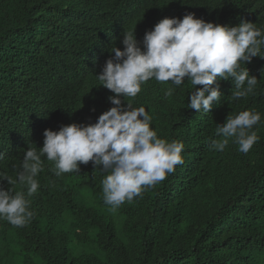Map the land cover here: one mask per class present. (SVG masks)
Here are the masks:
<instances>
[{"label": "trees", "instance_id": "16d2710c", "mask_svg": "<svg viewBox=\"0 0 264 264\" xmlns=\"http://www.w3.org/2000/svg\"><path fill=\"white\" fill-rule=\"evenodd\" d=\"M188 13L264 30V0H0V173L15 179L45 129L95 123L113 106L97 76L111 50H123L124 32L135 31L142 47L161 19ZM241 67L258 79L254 92L233 100V82L218 80L222 95L209 113L188 108L190 81L142 85L132 106L148 110L158 137L183 142L184 163L115 212L103 200L106 173L89 162L57 177L42 158L31 222L0 220V264H264V58ZM245 110L261 114L258 142L247 154L231 141L213 150L218 124Z\"/></svg>", "mask_w": 264, "mask_h": 264}, {"label": "clouds", "instance_id": "9594fccd", "mask_svg": "<svg viewBox=\"0 0 264 264\" xmlns=\"http://www.w3.org/2000/svg\"><path fill=\"white\" fill-rule=\"evenodd\" d=\"M122 44L123 50H111L114 56L106 60L97 76L101 86L113 93L108 98L113 106L95 123L62 125L58 131L45 129L43 147L39 152L36 148L26 149L15 179L0 173V181L19 183L27 189L13 192L0 187V220L14 227L31 222L34 212L30 198L40 187L37 176L44 170L42 158L51 162L50 171L57 177L78 173L80 165L89 162L106 173L103 200L113 212L125 202L131 204L135 198H142L145 190L166 180L184 163L183 142L158 137L148 110L132 106L130 101L141 92L142 85L152 79L176 87L190 81L194 91L188 108L209 113L222 95L217 81L231 80V98H245L254 92L258 79L241 65L254 57L264 58V30L254 23L214 24L196 18L194 13L182 19H161L146 31L142 47L135 31L124 32ZM162 91L167 98L174 89L166 87ZM260 122L261 114L255 110L227 116L216 129L222 139L213 140L211 148L222 152L231 141L240 153L247 154L259 140L253 128Z\"/></svg>", "mask_w": 264, "mask_h": 264}]
</instances>
